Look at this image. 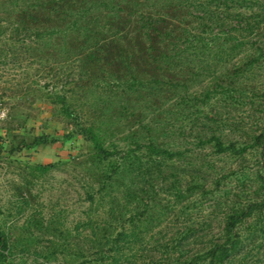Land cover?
<instances>
[{
	"label": "rangeland",
	"instance_id": "rangeland-1",
	"mask_svg": "<svg viewBox=\"0 0 264 264\" xmlns=\"http://www.w3.org/2000/svg\"><path fill=\"white\" fill-rule=\"evenodd\" d=\"M133 6L210 47L97 51L133 32ZM76 8L106 9L108 32L85 18L82 34ZM261 176L264 0H0V264H209L229 217L264 199ZM251 213L222 264H264Z\"/></svg>",
	"mask_w": 264,
	"mask_h": 264
},
{
	"label": "trees",
	"instance_id": "trees-1",
	"mask_svg": "<svg viewBox=\"0 0 264 264\" xmlns=\"http://www.w3.org/2000/svg\"><path fill=\"white\" fill-rule=\"evenodd\" d=\"M132 12L135 15L136 23H134V29L133 32H128L124 35L116 33L112 36H109L101 41L97 42V46H101V49H97V51H101L104 54L107 55H116V53H113L111 50H114L116 47L117 51H121L119 55H125L128 56L132 54L133 50H136L140 53L147 52V51H169L172 49H193L195 51H199L200 48H209L210 43L207 42H200L204 43V45L196 42H190L187 36L189 30L187 28H183L181 24L176 23L177 25H171L169 27L167 19H163L165 23L168 25L165 26L164 24L160 22L154 21L153 17L150 16L152 14L153 9L151 8H145L143 10H138L139 8L130 7ZM141 8V7H140ZM143 8V7H142ZM147 10V11H145ZM106 9L103 8H95L88 12L86 16H80L82 13V10L80 8H76L74 10L75 19L79 16L83 19H81L85 25L83 30H81V33L86 35V21L90 22L89 28L93 32V35L91 37H95L98 35H105L106 32L109 30V24L110 20L105 14ZM80 19V18H78ZM75 22V21H74ZM113 27L115 25L112 24ZM132 34V37L126 36ZM168 34V35H167ZM144 36H148L147 38H144ZM150 37V39H149ZM118 39V40H117ZM148 40L152 42L153 48L151 49L150 44L148 43ZM183 40V41H182ZM63 110L67 115L73 116V112L70 111V105H68L65 100L63 101ZM220 123V122H219ZM257 140L254 143V145L261 144L260 137H256ZM216 142V145L226 151H238L235 144H230L227 146H224L223 140L216 135H213L211 137ZM38 141H42V139L38 138ZM95 146L98 147L100 154L103 158H110V156L114 155L115 152H111L110 150L106 149L103 146H100L97 142H95ZM142 147V145L140 146ZM147 147L151 149L152 152L155 154L163 155L165 158H174L177 157V152H173L169 149H164L157 147L154 144H148ZM245 150V148L243 149ZM261 183L264 184V176H261L259 178ZM94 197V196H93ZM253 206L255 208L258 207V210L264 209V199L260 200L258 204L250 206V208H247L246 210H242L240 216H231L229 217V222L227 224V227L224 230V236L222 237L221 241L219 243H216L214 247L211 250L212 256L210 258L209 264H218V263H225L226 259L230 257L232 254H237L241 252L245 246V240L243 233L237 232L236 229L239 225V223L243 221L246 217L251 215V211L253 209ZM246 211V212H245ZM236 214V213H234ZM237 215V214H236ZM245 217V218H244ZM92 218H89L88 221H92ZM247 237V236H245ZM4 237L2 236V233L0 232V241H3ZM244 244V245H243ZM116 254L118 253V248L115 246ZM117 257V256H116ZM116 260V259H115Z\"/></svg>",
	"mask_w": 264,
	"mask_h": 264
}]
</instances>
